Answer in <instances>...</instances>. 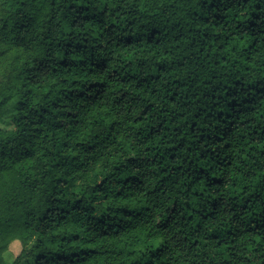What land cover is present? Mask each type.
I'll use <instances>...</instances> for the list:
<instances>
[{
  "label": "trees",
  "instance_id": "trees-1",
  "mask_svg": "<svg viewBox=\"0 0 264 264\" xmlns=\"http://www.w3.org/2000/svg\"><path fill=\"white\" fill-rule=\"evenodd\" d=\"M264 264V0H0V264Z\"/></svg>",
  "mask_w": 264,
  "mask_h": 264
},
{
  "label": "rangeland",
  "instance_id": "rangeland-1",
  "mask_svg": "<svg viewBox=\"0 0 264 264\" xmlns=\"http://www.w3.org/2000/svg\"><path fill=\"white\" fill-rule=\"evenodd\" d=\"M21 252V245L18 243H14L11 246L10 253H6L4 255L5 260L8 262V264H12L15 260V257Z\"/></svg>",
  "mask_w": 264,
  "mask_h": 264
}]
</instances>
